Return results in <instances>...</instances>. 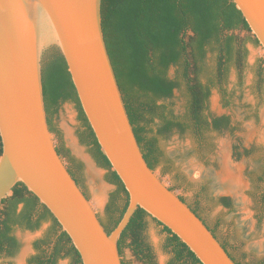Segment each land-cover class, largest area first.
Instances as JSON below:
<instances>
[{
    "label": "water",
    "instance_id": "95a60500",
    "mask_svg": "<svg viewBox=\"0 0 264 264\" xmlns=\"http://www.w3.org/2000/svg\"><path fill=\"white\" fill-rule=\"evenodd\" d=\"M231 1L264 53V0ZM101 11L102 0H0V205L24 184L59 222L83 264H123L119 240L139 208L202 264H236L145 160L108 52ZM54 48L64 57L101 151L129 196L110 234L58 153L49 127L43 62Z\"/></svg>",
    "mask_w": 264,
    "mask_h": 264
},
{
    "label": "trees",
    "instance_id": "16d2710c",
    "mask_svg": "<svg viewBox=\"0 0 264 264\" xmlns=\"http://www.w3.org/2000/svg\"><path fill=\"white\" fill-rule=\"evenodd\" d=\"M101 12L108 52L135 135L149 167L156 170L165 160L157 135L150 130L152 120L156 118L161 122L158 135L178 129L195 139L200 154L211 151L214 145L208 137L209 133L229 126L228 117L213 118L206 114L211 92L218 89L223 101H226L224 84L229 67L233 65L240 68L244 65L247 42L259 45L236 5L231 0H102ZM238 30L252 36L242 40L234 34ZM208 48L216 56L212 66L206 62ZM170 67L177 68L174 80L167 75ZM255 77L256 90L262 93L264 70H258ZM43 89L51 132H56L53 116L60 103H75L84 127L80 141L89 146L97 165L106 170V181L116 186L107 205L106 220L101 221L110 234L123 218L129 205V196L120 177L112 171L111 163L102 153L81 106L67 63L55 48L44 58ZM177 89H183L186 96L185 111L181 116H175L166 107L157 105L158 101L172 97ZM57 151L67 163L77 184L84 190L83 164L70 155L62 142L57 143ZM2 152L0 136V157ZM181 180L177 174L175 181ZM177 187L181 186L170 189L174 191ZM123 194L127 198L121 204ZM261 197L264 200V189ZM220 203L231 207L229 198H221ZM20 205L23 207L18 211ZM1 206L4 209L0 213V253L13 256L17 252L18 244L11 234L13 227L35 231L44 222H50V229L36 243L38 254L33 258V264H56L62 253L72 259V264H83L80 254L70 237L62 231L59 222L24 184H17L13 195L4 200ZM188 206L202 219L236 264H244V258L238 250L232 251L227 243L222 242L202 217L199 204ZM147 217L149 215L141 208L135 212L119 240V250L122 255L123 248L130 240L128 247L135 256L145 264H155L151 248L143 239ZM164 231L167 233V247L172 254L171 264H202L171 230L164 227ZM42 245L48 249L43 250Z\"/></svg>",
    "mask_w": 264,
    "mask_h": 264
},
{
    "label": "rangeland",
    "instance_id": "374dc122",
    "mask_svg": "<svg viewBox=\"0 0 264 264\" xmlns=\"http://www.w3.org/2000/svg\"><path fill=\"white\" fill-rule=\"evenodd\" d=\"M234 34L242 40L252 36L241 30L235 31ZM246 50L247 59L244 65L240 68L232 65L228 69L224 84L226 101H223L218 89H213L208 99L206 114L213 118L225 116L229 119L227 128L209 133L208 137L214 145L211 151H203L200 154L195 139L178 129L158 135L161 122L157 118L152 120L150 130L157 135L158 145L165 157L155 170L163 182L169 187L181 186L174 191L185 199L187 204H199L202 217L222 242L227 243L232 251L238 250L239 255L244 258V264H264V200L261 197L264 189V87L262 93H258L255 87L256 72L264 70V53L261 45L253 42L246 43ZM215 58V54L208 48L207 64L212 66ZM167 75L174 80L177 68L170 67ZM185 104L183 89H177L172 97L157 102V105L166 107L168 112L175 116L184 113ZM53 125L56 143L62 142L70 155L83 164L84 191L100 220H106L107 205L110 196L116 191V186L106 183L107 172L96 168L89 146L80 141L84 127L75 103L61 102L53 116ZM69 133L74 143L69 140ZM74 144L101 175V183L106 188L102 207L94 203L95 185L92 184L85 160L74 150ZM224 156L235 169V175L240 181L244 207L238 205L233 194L216 190V177L222 173ZM165 168H168V171H165ZM177 174L182 179L180 182L175 181ZM224 197L229 198L231 207L220 203V199ZM126 198L123 194L121 204H124ZM22 207L20 205L18 211ZM3 209L4 206H1L0 213ZM49 229L50 222H44L35 231L13 227L11 234L17 241V252L13 256L5 252L0 253V264H17L24 250V264H33V258L38 254L36 243L44 238ZM25 237L29 239L28 244L24 241ZM143 239L151 248L155 264H171L172 254L167 247V233L164 227L150 216L145 220ZM130 242L128 240L123 248V262L145 264L128 247ZM42 249L48 248L42 245ZM65 255L62 253L56 264H72V259Z\"/></svg>",
    "mask_w": 264,
    "mask_h": 264
},
{
    "label": "bare ground",
    "instance_id": "6f19581e",
    "mask_svg": "<svg viewBox=\"0 0 264 264\" xmlns=\"http://www.w3.org/2000/svg\"><path fill=\"white\" fill-rule=\"evenodd\" d=\"M69 140L73 142L72 135L70 133L68 134ZM74 143V142H73ZM74 150L85 160L89 172V176L91 177V181L94 187V203L98 207H102L105 202V193L106 188L101 183V175L99 171H97L89 160L86 159V157L83 155L82 151L74 144ZM224 163H222V173L216 177V190L220 193H230L233 194L236 197V200L238 202V205L241 207H244V199L241 195V185L240 181L238 180L237 176L235 175V169H233V166L229 163L226 156L223 157ZM24 241L27 243L29 239L27 237L24 238ZM28 244V243H27ZM26 254V250L23 251V254L21 257L18 258L17 264H24V255Z\"/></svg>",
    "mask_w": 264,
    "mask_h": 264
},
{
    "label": "flooded vegetation",
    "instance_id": "af4514ba",
    "mask_svg": "<svg viewBox=\"0 0 264 264\" xmlns=\"http://www.w3.org/2000/svg\"><path fill=\"white\" fill-rule=\"evenodd\" d=\"M84 191V190H83Z\"/></svg>",
    "mask_w": 264,
    "mask_h": 264
}]
</instances>
